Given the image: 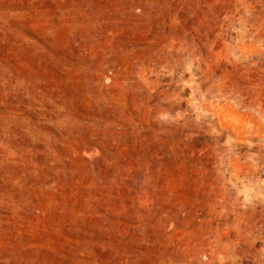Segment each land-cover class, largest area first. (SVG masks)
<instances>
[{"label": "rangeland", "instance_id": "1", "mask_svg": "<svg viewBox=\"0 0 264 264\" xmlns=\"http://www.w3.org/2000/svg\"><path fill=\"white\" fill-rule=\"evenodd\" d=\"M263 20L264 0H0V264H264V135L227 141L203 105L209 82L250 93L238 46Z\"/></svg>", "mask_w": 264, "mask_h": 264}, {"label": "bare ground", "instance_id": "2", "mask_svg": "<svg viewBox=\"0 0 264 264\" xmlns=\"http://www.w3.org/2000/svg\"><path fill=\"white\" fill-rule=\"evenodd\" d=\"M253 14L260 16L261 11L253 10ZM249 32L248 30L241 35L238 46L241 58H247V66L255 72L246 80L250 89L247 97L235 98L228 94L220 84L209 82V85H206L207 88H204L206 96L211 93L217 99L216 103L212 104L208 99L206 100L204 95L203 105L216 112L220 120H230L231 126L226 135L227 141L264 135V20L261 30L255 26L250 34ZM247 36H250L249 42L246 40ZM258 72H261L260 77L256 74Z\"/></svg>", "mask_w": 264, "mask_h": 264}]
</instances>
